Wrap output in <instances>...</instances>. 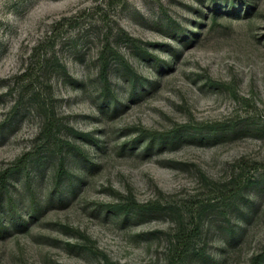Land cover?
I'll return each mask as SVG.
<instances>
[{"label": "rangeland", "instance_id": "obj_1", "mask_svg": "<svg viewBox=\"0 0 264 264\" xmlns=\"http://www.w3.org/2000/svg\"><path fill=\"white\" fill-rule=\"evenodd\" d=\"M0 264H264V0H0Z\"/></svg>", "mask_w": 264, "mask_h": 264}]
</instances>
